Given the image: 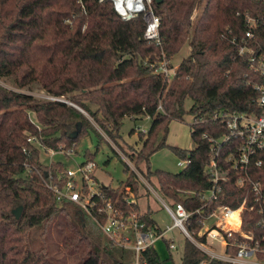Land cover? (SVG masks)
<instances>
[{
	"label": "trees",
	"instance_id": "trees-1",
	"mask_svg": "<svg viewBox=\"0 0 264 264\" xmlns=\"http://www.w3.org/2000/svg\"><path fill=\"white\" fill-rule=\"evenodd\" d=\"M151 5L159 17V44L143 38L141 15L123 20L109 0H0V78L10 77L17 89L38 83L54 98L39 100L0 85V264H61L57 253L70 258L71 264H126L123 249L100 229L98 222L104 218L96 207L89 214L67 200L58 202L47 186L66 165L61 161L43 163L40 149L27 141L33 137L47 151H63L71 146L76 149L90 131L99 135L75 106L113 141L120 137L125 116L151 119L147 132H139L141 153L149 151L142 160L148 162L150 154L168 147L187 163L176 172L148 166L145 178L156 179L159 194L171 206H184L189 213L184 226L195 241H206L205 235L197 234L202 228V211L205 214L218 205L235 210L243 200L241 227L257 230L259 215L248 209L253 203L250 187L235 184L239 173L227 161L241 139L229 136L215 144L210 138L229 135L227 120L217 117L218 113H262L256 86L264 77L250 68L248 54L239 55L238 49L248 29L247 17L255 21L251 25L255 38L245 45L263 49L264 0H152ZM184 44L189 53L167 80L159 70L160 63L166 60L171 68L170 61ZM188 99L191 105L186 107ZM186 114L192 117L191 149L166 141L168 122L182 120ZM78 122L80 131L71 139L68 134ZM215 153L227 179L221 182L217 198L203 206L198 194L183 191L200 192L209 187L205 165ZM94 155L88 149L83 152L85 160H93ZM259 157L263 165L254 167L251 176L264 182V151ZM124 172L127 177L121 190L100 186L97 205L110 201L119 218L135 213L145 228L161 233L151 212H140L138 176L126 164ZM129 192L133 199L128 204ZM17 206H21L18 219L12 214ZM238 221V212L229 219L233 224ZM53 224L64 230H59L62 251L45 240L46 230ZM34 230L41 231L40 240L33 237ZM225 239V251L230 255L245 240L237 232ZM162 240L169 251V241L163 236ZM258 257L264 259L262 254ZM139 260L140 264H164L172 259L162 260L154 247H148L139 253ZM180 260L181 264H231L209 256L186 236Z\"/></svg>",
	"mask_w": 264,
	"mask_h": 264
},
{
	"label": "built area",
	"instance_id": "built-area-1",
	"mask_svg": "<svg viewBox=\"0 0 264 264\" xmlns=\"http://www.w3.org/2000/svg\"><path fill=\"white\" fill-rule=\"evenodd\" d=\"M102 1V0H99ZM112 3L113 10L123 19L129 20L133 17L141 15L145 24L143 31V38L152 41L156 44L160 43L159 36V17L155 14L152 8V0H109ZM246 25L248 29L244 33L243 45L238 49V54L243 55L247 53L248 63L250 68L264 77V43L263 49L254 50L252 47L245 45L249 40L255 38L251 25H255V21L252 18H246ZM232 43L236 40L231 39ZM173 67H168V61L163 60L160 63L159 70L163 73L164 77L169 80L174 71ZM256 89L259 91V104L262 107V113L258 116H250L244 113H218L216 116L223 117L227 120V128L229 135H226L220 140H214L210 138L211 142L218 144L220 141L228 140L229 136L237 137L240 143L237 144V150L235 153H231L227 156L231 168L238 171V176L235 179V184L239 187L248 185L252 193L253 203L248 207L249 210H255L259 215L257 221L256 231H245L242 229V210L245 208V200L241 205L232 210L225 205H218L217 207L207 211L203 214L202 211V228L198 231V235H205V243L195 241L184 226L185 220L189 217V213L186 211L181 203H176L171 207L163 202V207L167 211L169 217L172 220V224L167 227L166 230L176 227L179 231L189 239H191L201 250L206 252L209 256L217 258L223 261H227L231 264H264V259L258 257V254L264 255V182L260 179H254L251 176V170L254 167H262L263 159L259 157V154L264 151V82L258 84ZM54 99V98H51ZM203 137H208L203 134ZM27 141L35 144L40 149H46L45 146L36 141L33 137H28ZM51 151L50 154H58L59 151ZM217 154L209 158L205 165V170L209 175L210 185L207 189L200 192L183 191L185 194H198L200 199L204 201L206 206L209 201L217 198V195L221 191V182L227 179L224 171L220 170V166L217 160ZM51 161H49V164ZM187 161L179 163L178 169L182 170ZM96 164L93 160H85L82 162H75L73 168H67L57 173V180L54 182L49 181L47 186L55 194L56 200L62 202L67 200L71 204L77 205L87 213H91L92 208L96 207V210L101 214L104 220L98 224L101 227L102 232L111 241H114L116 245H119L127 250H131L135 256L136 264H140L139 253L148 248L154 247L155 243L162 238V232L156 234L151 228H145L143 223L137 221V215L131 214L126 218H119L117 216V210L113 207L110 201H101L97 205L95 197H100L101 184L95 177ZM127 203H131L132 199L127 198ZM234 211H238L239 226L232 228L228 222L230 214ZM199 212V211H198ZM215 219V223L204 227L208 220ZM222 221V222H221ZM233 232H237L245 239L236 244L237 250L234 255L226 253L227 241L225 236H231ZM118 233V234H117ZM256 234V235H255ZM257 236V237H254ZM219 240V243L224 249L223 254H216L211 252L206 247V242L209 239ZM170 248H173V243H170ZM200 264H207L201 262Z\"/></svg>",
	"mask_w": 264,
	"mask_h": 264
},
{
	"label": "rangeland",
	"instance_id": "rangeland-1",
	"mask_svg": "<svg viewBox=\"0 0 264 264\" xmlns=\"http://www.w3.org/2000/svg\"><path fill=\"white\" fill-rule=\"evenodd\" d=\"M203 5L204 2L194 12L193 21H195L196 16L201 12ZM189 50L190 48L187 44H184L182 46L181 50L170 61L173 68L176 67L181 59L189 53ZM0 85L8 89L19 90L21 92L31 94L39 100H47L52 98L43 91L38 83H32L22 89H17L10 77H1ZM190 105L191 100L188 99L186 101V107H189ZM75 107L77 109H80L84 113V115L88 117L90 125L94 127V129L100 136L95 134V132L90 131L82 140H80V143L76 149L71 146L54 155L50 154L51 151L39 148L40 160L45 164H49V161H51V163L61 161L66 165L67 168H73L75 166V162L85 161L86 158L83 156V152L85 149H88L90 152L95 153L93 161L96 164L95 177L97 181L103 186L110 185L113 188L118 186L120 190L124 187L122 182L125 181L127 177V174L124 172L126 164L127 169L129 171H133L140 180L139 194L136 199L140 210L146 211L148 207H150L149 211H153L151 214L153 215L154 213L155 219L158 221V224L163 227V229L165 228V226L171 225L172 220L165 212L163 208V202L168 204L170 207L171 204L168 200H166L159 194L156 179L154 177L146 179L145 172L147 170L146 167L148 166L151 170L162 169L176 172L179 171L178 165L179 163H182V161L177 156H175L168 149V147H162L154 153L150 154L148 156V162H144L142 160L144 155L149 154V151L144 149L141 153L140 150L143 142L139 138V132H144L143 134L147 132L151 125V119L145 115L137 116L134 118L125 116L122 119L120 137H117V139L113 141L105 135V133L96 125L93 119L89 117L80 107ZM31 118L35 121L34 114H31ZM191 122L192 117L188 114H186L182 120L169 121L168 131L166 134L167 143L185 149H191L193 147L189 126ZM99 139H101L100 142H98ZM125 190L126 192L129 191L128 188H126ZM130 194L131 193L129 192V197L127 198L133 199L132 197H130ZM75 209L77 210V208ZM215 221V219L208 220L204 227L214 224ZM59 230L64 231L63 229L56 227L54 224L50 226L46 230L45 240L50 242L54 250L58 248L62 251L59 241L61 235ZM40 232V230H34L33 237L37 240H40ZM169 238L175 241V245L178 249V252H176L175 250L172 251V255H175L174 264H181L180 253L184 241V235L179 231V229L176 228L167 232L165 239L168 240ZM156 243L157 244H155V249L162 260H164L165 258L163 257L167 256L169 252L166 248L165 242L164 240L159 239ZM206 247L210 249V255L211 252L224 255V249L223 247H221V244L219 243V240L217 238H215L214 240L209 239L206 242ZM118 248L123 249V258L126 264H136L135 256L131 250H127L119 245ZM55 256L62 261L61 264H71V259L68 257L66 259H63L62 253H57L55 254ZM167 263L171 264L169 261Z\"/></svg>",
	"mask_w": 264,
	"mask_h": 264
},
{
	"label": "crops",
	"instance_id": "crops-1",
	"mask_svg": "<svg viewBox=\"0 0 264 264\" xmlns=\"http://www.w3.org/2000/svg\"><path fill=\"white\" fill-rule=\"evenodd\" d=\"M187 149H190V148H187ZM140 208V207H139ZM164 208V207H163ZM147 210H150V207H148V209ZM164 210H165V208H164ZM140 212H144V211H141L140 210ZM151 213L153 212L152 210L150 211ZM165 212L167 213V211L165 210ZM167 215H168V213H167ZM151 216H152V218L155 220V222L157 223V225L159 226V228L162 230V234H163V238H165V236H166V234H167V232H169V231H171V230H173V229H176V227H173V228H171V229H168V230H166L167 229V227H168V225L167 226H165V228L163 229V227L162 226H160L159 224H158V221L155 219V217H154V213H153V215L151 214ZM170 226V225H169ZM178 229V228H177ZM161 240H162V238H161ZM168 241H169V245H170V243H173V248H170V246H169V248H170V250H169V252H168V255L167 256H164L163 258H165V259H168V257L169 256H171V264H174V259H175V255H172V251L173 250H175L176 252H178L177 250V247H176V245H175V241L173 240V239H171V238H169L168 239ZM155 244H157V243H155ZM222 246V245H221ZM154 248H155V246H154ZM182 248H183V244H182ZM182 248H181V253H180V259H181V254H182ZM174 251V252H175ZM176 254H178V253H176ZM160 257V256H159ZM161 258V257H160ZM162 259V258H161ZM164 259V260H165ZM168 262V261H167ZM167 262H165L164 264H168ZM180 262H181V260H180Z\"/></svg>",
	"mask_w": 264,
	"mask_h": 264
},
{
	"label": "water",
	"instance_id": "water-1",
	"mask_svg": "<svg viewBox=\"0 0 264 264\" xmlns=\"http://www.w3.org/2000/svg\"><path fill=\"white\" fill-rule=\"evenodd\" d=\"M155 1L158 3V2H160L161 0H155ZM79 110H80V109H79ZM80 111H81V110H80ZM81 112H82V111H81ZM80 126H81V124H80V122H78V123L76 124L75 129L72 130V131L68 134V137L71 138V139H74V138L78 135V132L80 131ZM20 212H21V206H17L16 208H14V209L12 210V214L14 215V217H15L16 219L19 218V216H20Z\"/></svg>",
	"mask_w": 264,
	"mask_h": 264
},
{
	"label": "bare ground",
	"instance_id": "bare-ground-1",
	"mask_svg": "<svg viewBox=\"0 0 264 264\" xmlns=\"http://www.w3.org/2000/svg\"><path fill=\"white\" fill-rule=\"evenodd\" d=\"M238 211H234V212H232L231 214H230V216H229V218H228V222H229V219L235 214V213H237ZM238 220H239V218H238ZM230 225H231V227L232 228H234V227H238L239 226V221L236 223V224H233V223H229Z\"/></svg>",
	"mask_w": 264,
	"mask_h": 264
}]
</instances>
